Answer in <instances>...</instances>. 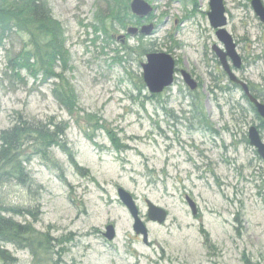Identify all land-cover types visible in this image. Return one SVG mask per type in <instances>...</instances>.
<instances>
[{
	"label": "rangeland",
	"instance_id": "374dc122",
	"mask_svg": "<svg viewBox=\"0 0 264 264\" xmlns=\"http://www.w3.org/2000/svg\"><path fill=\"white\" fill-rule=\"evenodd\" d=\"M146 1L153 20L128 24L155 25L154 34L140 41L121 39L126 30L109 21L107 35L96 33L105 8L100 0H47L70 55L65 75L79 109L73 115L53 97L55 82L25 72L19 81L6 70L8 55L22 49L26 36L0 49V133L19 114L67 122L65 143L77 163L59 148L50 160H33L35 186H7L5 202L37 212V218L16 219L52 238L60 264H245L244 257L264 264V160L245 142L255 126L264 143V121L223 76L213 48L224 47L208 18L210 0ZM224 5L244 75L264 104V25L248 0ZM146 46L172 55L178 69L173 86L155 96L143 81ZM181 70L197 90L190 91ZM192 103L203 107L209 128L199 123ZM109 130L121 141L119 152ZM119 188L134 197L148 244L134 232ZM187 197L197 205L196 216ZM146 201L167 211L164 223L149 220ZM110 225L112 242L103 235ZM6 248L18 264L36 263L29 249Z\"/></svg>",
	"mask_w": 264,
	"mask_h": 264
},
{
	"label": "trees",
	"instance_id": "16d2710c",
	"mask_svg": "<svg viewBox=\"0 0 264 264\" xmlns=\"http://www.w3.org/2000/svg\"><path fill=\"white\" fill-rule=\"evenodd\" d=\"M100 1L105 8L99 11L96 33L107 35L108 21L112 26L127 30L129 21L136 19L130 10L132 0ZM152 16L150 20H153ZM140 23L138 20L137 24ZM22 36H26L28 41L23 43L18 53L11 51L6 70L19 81H23L22 73L25 72L35 81L55 82L52 94L58 105L70 115L76 113L79 110L77 96L65 75L69 70L70 55L65 47L62 27L54 20L47 0H0V49L5 47L6 42ZM155 52L154 47L146 46L142 54L147 56ZM199 105L192 103L196 118L202 126L209 128L203 107ZM96 124L103 128L99 122ZM69 127L67 122H59L53 117L42 121L19 114L11 127L0 133V264L19 262L6 245L19 250L29 249L36 258L35 264H60L61 254L59 258H54L52 238L36 231L33 224H23L16 219L17 216L37 218V212L7 204L3 192L11 184L32 190L36 183L29 172V164L37 158L50 160L54 149L67 153L77 167L75 157L65 143ZM108 135L119 152L120 139L110 130ZM204 235L209 241V235L206 232ZM43 256L49 257V260L44 262ZM243 261L245 264H257L247 257Z\"/></svg>",
	"mask_w": 264,
	"mask_h": 264
},
{
	"label": "water",
	"instance_id": "95a60500",
	"mask_svg": "<svg viewBox=\"0 0 264 264\" xmlns=\"http://www.w3.org/2000/svg\"><path fill=\"white\" fill-rule=\"evenodd\" d=\"M251 6L255 15L260 22L264 25V4L262 0H252ZM210 11L208 12V18L211 27L216 30V36L218 40L223 44L224 50L214 47L213 51L220 60L225 72L229 75L232 82L240 84L243 87L245 94L247 95L251 104H253L256 114L264 120V104L257 98H254L248 89V86L241 83L232 72L228 65V59H230L235 68L239 69L242 65V59L237 51V45L233 39V36L225 29L227 26L226 9L224 0H210ZM130 10L134 17L140 20L149 19L155 11L153 6L146 0H132L130 3ZM155 25L150 23L149 25H143L142 27L130 26L127 28V35L122 36L121 39H126V36L130 38L138 37H151L154 34ZM147 63L142 65L143 68V81L145 87L149 93L153 96L162 94L166 89L173 86L177 77L176 61L172 55L165 53H150L146 56ZM180 75L190 89L195 91L198 89V83L187 72L182 70ZM249 145L256 150L259 157L264 160V143L261 138V134L257 127L251 126L248 130ZM118 197L121 203L127 208L131 217L133 218L134 225L133 230L138 236H142L143 242L148 244L149 233L147 227L140 217V211L137 207L134 197L122 188L118 189ZM186 201L194 216L197 215L198 209L196 203L189 197ZM148 208V218L152 222L159 224L164 223L168 218V213L162 208L155 206L150 201H146ZM107 241L112 242L116 237L115 228L110 225L106 228V233L103 234Z\"/></svg>",
	"mask_w": 264,
	"mask_h": 264
},
{
	"label": "flooded vegetation",
	"instance_id": "af4514ba",
	"mask_svg": "<svg viewBox=\"0 0 264 264\" xmlns=\"http://www.w3.org/2000/svg\"><path fill=\"white\" fill-rule=\"evenodd\" d=\"M249 2H250V5H251V2H252V0H248ZM263 2V1H262ZM210 3V2H209ZM252 7V6H251ZM244 8H247V7H245L244 6ZM226 9V8H225ZM253 9V8H252ZM254 11V10H253ZM227 17V16H226ZM227 25H228V21H227ZM143 26V25H142ZM227 27V26H226ZM226 29V28H225ZM233 39H234V37H233ZM234 41H235V39H234ZM235 43H236V41H235ZM236 45H237V43H236ZM224 47V46H223ZM222 50H224V48L222 49ZM237 51H238V45H237ZM215 53V52H214ZM216 55V54H215ZM240 55V54H239ZM216 57H217V55H216ZM241 57V59H242V65H241V67L239 68V69H237V68H235L234 67V65H233V63H232V61L230 60V59H228L227 58V60H228V65H229V67H230V69L232 70V72L235 74V76H236V78L241 82V83H244V84H246L247 86H248V89H249V92H250V94L254 97V98H257V96H256V94H255V87L254 86H252V84H250V82H248V80H247V78L245 77V75H244V70H245V59H244V57H242V56H240ZM218 58V57H217ZM218 60H219V58H218ZM219 63H220V60H219ZM220 65H221V63H220ZM221 67H222V65H221ZM222 70H223V76L226 78V79H228L229 80V82L234 86V88H236V89H239V90H241V92H242V94H243V98L249 103V105L251 106V108L252 109H254L255 110V108H254V106H253V104H251L250 103V101H249V99H248V97H247V95L245 94V92H244V90H243V87L240 85V84H237V83H235V82H232L231 80H230V78H229V75L225 72V70H224V68L222 67ZM182 71V70H181ZM181 71H179V74H180V72ZM178 74V69L176 70V75ZM198 87H199V85H198ZM218 88V87H217ZM221 90V89H220ZM223 90V89H222ZM258 100H259V98H257ZM260 101V100H259ZM261 102V101H260Z\"/></svg>",
	"mask_w": 264,
	"mask_h": 264
}]
</instances>
